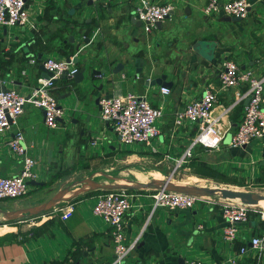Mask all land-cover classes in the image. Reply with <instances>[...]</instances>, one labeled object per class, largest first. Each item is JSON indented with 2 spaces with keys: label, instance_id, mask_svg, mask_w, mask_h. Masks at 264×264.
<instances>
[{
  "label": "crops",
  "instance_id": "obj_1",
  "mask_svg": "<svg viewBox=\"0 0 264 264\" xmlns=\"http://www.w3.org/2000/svg\"><path fill=\"white\" fill-rule=\"evenodd\" d=\"M152 1L173 3L176 10L151 32L137 17L139 0H27L26 25L0 26L1 90L15 88L28 94L37 78L45 76L43 59L50 56H77L79 69L86 68L81 82L69 76L55 81L52 91L64 109L56 128L46 125L43 109L28 104L11 132L0 135V176H12L22 166L9 146L18 127L34 142L33 154L42 161L41 178L31 183L32 195L0 200V264L111 263L110 225L94 213L102 189L73 195L70 200L76 211L69 219L55 211L66 201L38 214L29 212L62 190L72 192L83 186L91 175H110L119 169L134 176L121 184L136 185L162 182L186 169L193 176L241 186L257 184L263 175L264 137L244 147L228 144L244 115L246 100L238 103V97L247 86L225 89L220 73L224 60L230 58L264 75V0H251L249 15L241 20L223 12L206 16L203 9L209 0ZM121 63L125 67L116 72ZM162 76L170 85L149 83ZM210 84L219 96L215 114L234 105L222 119L226 136L219 148L195 145L185 166L177 167L199 126L190 122L176 126L175 114L201 97ZM162 87L170 93L163 94ZM129 92L146 94L163 108L157 122L160 133L151 145L126 144L120 138L116 142L113 127L100 118L101 97ZM97 137L100 144L93 146ZM145 172L161 178L142 182L137 174ZM155 189H125L133 202L126 216L127 241L140 239L124 264H187L190 260L231 264L233 259L239 264H264L251 245L253 236L264 233V205L251 208L248 221L238 224L237 238L229 241L224 238L227 222L220 196H206L210 200L194 208L171 210L154 208ZM242 247L248 252L240 253Z\"/></svg>",
  "mask_w": 264,
  "mask_h": 264
},
{
  "label": "built area",
  "instance_id": "obj_2",
  "mask_svg": "<svg viewBox=\"0 0 264 264\" xmlns=\"http://www.w3.org/2000/svg\"><path fill=\"white\" fill-rule=\"evenodd\" d=\"M99 1V0H93ZM263 0H254L259 2ZM251 0H209L203 9L206 16L223 12L231 17H248L254 4ZM176 10L173 3H158L152 0H139L136 13L144 23L145 31L151 32L158 22L170 17ZM28 22L27 0H0V26L18 27ZM60 59L47 57L43 59L44 67L51 73L49 77L40 76L28 94H23L15 88L0 89V135L11 132L17 125L25 107L32 104L45 112V123L50 128L58 126L59 119L64 115L60 100L53 94V86L64 74L73 76L79 67L73 62V57ZM35 63L36 60H31ZM257 68L244 67L237 61L224 60L220 73L221 87L234 88L246 85L245 92L239 95L238 103L249 99L245 105L244 115L235 133L229 141L230 147H244L255 139L264 137V75H258ZM163 94H169L168 87H162ZM219 96L216 88L210 84L203 94L187 103L185 108L176 112L174 123L182 126L186 122L195 123L199 131L193 144L178 161L181 167L192 155L195 145L201 144L207 148H219L225 136L226 129L221 127L223 117L231 111L234 105L223 112L215 114ZM100 118L113 127L115 133L126 144L135 142L151 145L160 133L158 119L163 115L162 106H155L146 94L129 92L125 95L103 96L99 101ZM101 137L92 140L93 146H99ZM11 150L22 160L20 170L12 176H0V200L17 199L26 196L31 190V181L41 178V158L33 154L35 144L29 141L19 127L9 140ZM131 194L125 189L104 190L98 195L94 213L101 215L110 225L114 244V259L109 264H124L127 257L139 243L140 237L127 241L126 216L133 206ZM154 208L159 206L171 210L194 208L198 203L210 200L205 195H191L184 192L156 188L153 194ZM222 203V214L226 220L224 238L234 241L239 231L238 224L247 222L253 205L237 202L233 199L218 197ZM62 219H69L76 211L72 200L55 209ZM264 218V212L262 213ZM252 247L258 252L257 258L264 260V233L253 236ZM248 248L242 247L240 253L245 254ZM187 264H204L198 260H190ZM231 264H239L233 259Z\"/></svg>",
  "mask_w": 264,
  "mask_h": 264
},
{
  "label": "water",
  "instance_id": "obj_3",
  "mask_svg": "<svg viewBox=\"0 0 264 264\" xmlns=\"http://www.w3.org/2000/svg\"><path fill=\"white\" fill-rule=\"evenodd\" d=\"M233 19L236 20H241L240 17H233ZM161 22H158L157 25H160ZM81 51V50H80ZM68 61H71L70 58L67 59ZM73 62L77 63L78 62V57L74 56L73 57ZM44 66V65H43ZM125 67L123 63L119 64L117 67L116 72L122 71V69ZM45 76L49 77L51 74L45 67ZM85 67H81L73 76H69L67 74H64L62 77H70L74 78L77 82H81L84 79V72H85ZM150 81V80H149ZM150 84H155L158 83L162 86H167L170 85L169 82L165 80V76H162L160 78H157V80L154 82H149ZM6 88H3L5 90ZM100 101V99H99ZM249 102V99L246 100V104ZM108 124V122H107ZM172 175H169L168 178L162 182H153L150 184H136V185H124V184H102L99 182H95L92 180H89L88 182L83 183L84 185L77 188L76 190H73L70 192L69 189H65L60 191L57 195H55L53 198H51L49 201H47L45 204H43L40 207H37L35 209L29 210V212L38 214L41 213L42 211L52 208L53 206L57 205L58 203L62 201H68L72 198L73 195L77 194L79 191L83 190H93V189H102V190H113V189H130V188H142V187H147V186H154L156 188H166L168 190H173V191H179V192H184L188 193L191 195H205V196H221L222 198L225 199H240L241 202L250 204V205H258L260 201L264 200V194L260 193H255L253 191H246V190H233V189H228V188H212V187H195V188H188L184 186L177 185L172 182ZM30 183L32 184H37V181H31ZM8 216H14L13 214H7Z\"/></svg>",
  "mask_w": 264,
  "mask_h": 264
},
{
  "label": "rangeland",
  "instance_id": "obj_4",
  "mask_svg": "<svg viewBox=\"0 0 264 264\" xmlns=\"http://www.w3.org/2000/svg\"><path fill=\"white\" fill-rule=\"evenodd\" d=\"M114 138H115L116 142L117 141L120 142L119 136L115 133V131H114ZM84 177H85L84 175L79 176V178H84ZM131 177H132V179H134V176H132L131 174L129 175V174H126L124 172H120L119 169H115L114 172H112L110 175H100V174L95 175V176L91 175L90 180L95 181V182H99L102 184L118 185V184L130 181ZM141 177L144 178V180H145L144 182L152 181L153 177L154 178H161L160 175H149L147 172H145V174L142 175ZM164 179H167V176L164 177ZM172 179L174 181L178 182L179 184L184 185V187H188V188H195V187L217 188V187H220V188H228V189H233V190L253 191L255 193L264 194V186H258L256 184H247L245 186H241V185L235 183L234 181L218 182V181H215V180H212L209 178H201L200 176H193V175L189 174L188 170H186V169H183L181 172L176 173ZM122 181H124V182H122ZM32 190L33 189L31 187V190L29 192L30 194L32 193L31 192Z\"/></svg>",
  "mask_w": 264,
  "mask_h": 264
},
{
  "label": "bare ground",
  "instance_id": "obj_5",
  "mask_svg": "<svg viewBox=\"0 0 264 264\" xmlns=\"http://www.w3.org/2000/svg\"><path fill=\"white\" fill-rule=\"evenodd\" d=\"M136 173H137V171H136ZM142 175H144L143 173H138L137 174V177L139 178V180L140 181H142V182H144L145 180H144V178H142L141 176ZM122 182H124V181H122ZM125 183V182H124ZM204 185V184H203ZM210 186V185H209ZM214 187V186H213ZM216 187V186H215ZM234 201H237V202H241V200L240 199H233ZM260 204L261 205H264V200H262V201H260Z\"/></svg>",
  "mask_w": 264,
  "mask_h": 264
},
{
  "label": "trees",
  "instance_id": "obj_6",
  "mask_svg": "<svg viewBox=\"0 0 264 264\" xmlns=\"http://www.w3.org/2000/svg\"><path fill=\"white\" fill-rule=\"evenodd\" d=\"M258 186H264V173L263 175L259 178L257 184ZM98 191H104V190H98Z\"/></svg>",
  "mask_w": 264,
  "mask_h": 264
}]
</instances>
